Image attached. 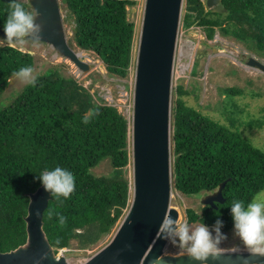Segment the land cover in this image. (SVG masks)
<instances>
[{
	"label": "trees",
	"instance_id": "1",
	"mask_svg": "<svg viewBox=\"0 0 264 264\" xmlns=\"http://www.w3.org/2000/svg\"><path fill=\"white\" fill-rule=\"evenodd\" d=\"M62 2L72 18L75 45L94 52L111 76L127 77L135 45V23L129 19L128 7L136 0ZM8 3L0 0L1 28ZM222 4L225 10L216 11L207 9L202 0H186L184 28L199 25L209 39L219 30L224 37L252 45L264 57V0H222ZM34 64L29 51L0 45V95L14 71ZM37 77L35 87L26 85L0 108V251L26 242L29 195L41 186L35 177L56 166L74 174L76 190L63 203L51 198L44 212V230L56 253L69 250L74 240L80 249L92 248L114 231L130 205L131 181L125 173L131 161L130 123L116 106L103 103L102 98L98 102L88 87L56 68ZM176 92L174 186L186 196H198L226 182L223 203L204 205L200 212L188 208L186 213L190 223L212 226L222 219L221 230L229 231L232 201L247 203L264 191V149L235 127L242 122L234 102L239 89L226 88L230 125L188 105L183 85ZM263 122L251 119L248 124ZM104 160H110L112 171L96 175L93 169ZM49 210L64 215L66 223L60 225L55 216L50 219Z\"/></svg>",
	"mask_w": 264,
	"mask_h": 264
},
{
	"label": "water",
	"instance_id": "2",
	"mask_svg": "<svg viewBox=\"0 0 264 264\" xmlns=\"http://www.w3.org/2000/svg\"><path fill=\"white\" fill-rule=\"evenodd\" d=\"M185 3L186 0H145L129 124L133 162L130 205L111 240L82 264H199L180 252L167 251V241L158 238L163 217L170 214L179 221L181 215L171 205L175 187L172 98ZM206 6L225 10L222 0H207ZM30 8L40 13L36 20L41 26L37 42L51 45L78 69L90 72L92 65L69 43L60 0H31ZM4 36L0 27V38ZM247 65L264 73L262 60L250 57ZM225 185L223 182L216 191L204 195L203 204L217 207L216 202L223 203ZM29 197L27 240L13 250L0 251V264H69L64 255L56 253L44 230V212L52 196L41 185ZM184 218L182 212L181 222ZM206 264H264V255L221 250Z\"/></svg>",
	"mask_w": 264,
	"mask_h": 264
},
{
	"label": "rangeland",
	"instance_id": "3",
	"mask_svg": "<svg viewBox=\"0 0 264 264\" xmlns=\"http://www.w3.org/2000/svg\"><path fill=\"white\" fill-rule=\"evenodd\" d=\"M202 1L206 6L207 0ZM60 6L69 43H72L76 51L83 53L84 60L91 62L92 70L90 72L84 73L74 63L63 58L51 45L45 42H30L22 46L15 45V47L32 52L35 58L33 67L35 75L38 76L51 68H56L60 70L62 75L76 78L81 84L90 89L98 102H102L101 98L103 103L110 104V102H113V105L126 116L131 124L133 117V82L135 80L145 0H136V4L128 7L129 19L135 23V45L133 64L129 75L125 78L111 76L104 62L94 52L82 50L75 45L73 42L72 18L62 0H60ZM185 6L186 3L183 16L185 14ZM182 39L183 41L180 43L177 55V71L182 74L180 71L182 64L190 66L191 71L189 70L186 75L175 78L172 98L173 109L178 98L177 87L183 85L187 90V93L183 95V99L188 105L195 107L205 115L230 125L231 121L226 111L230 107L226 88L239 89V94L234 96V102L239 112L238 118L242 122L237 121L235 127H238L243 136L250 139L256 146L264 149V122L262 125L255 126L248 124L251 119L264 121V73L247 65L250 57L262 61H264V57L256 53L252 45L248 44L247 46L249 47H247L245 43L232 37H224L219 30L216 31L214 38L209 39L206 31L195 24L188 29L184 28ZM189 41H193V43ZM189 44H192L193 50H190ZM181 47L185 50L183 51V57L180 55ZM10 81L8 87L0 95V108L8 106L26 86L16 78H12ZM129 142L131 150V135L129 136ZM111 171L110 160H104L93 169L96 175L109 174ZM125 173L131 181L133 178L132 153L131 161L125 168ZM205 194L186 196L173 187L171 205L178 208L181 212L179 222L182 221V212L185 216L183 221L188 220L186 213L188 208L196 209L198 212L201 211L204 206L202 197ZM255 199H264V191L258 194ZM192 224L193 226H198L201 223ZM209 228L211 229V226ZM114 231L92 248L80 249L78 242L74 240L69 250L60 251L59 254L64 255L69 264H81V262H85L86 259L105 246L111 240ZM222 232L227 235V239L220 245L221 250H232L234 246H239V250L250 251L238 238L233 237L232 229ZM167 251L180 252L172 246H168Z\"/></svg>",
	"mask_w": 264,
	"mask_h": 264
},
{
	"label": "clouds",
	"instance_id": "4",
	"mask_svg": "<svg viewBox=\"0 0 264 264\" xmlns=\"http://www.w3.org/2000/svg\"><path fill=\"white\" fill-rule=\"evenodd\" d=\"M8 5L9 11L3 23L5 36L0 38V45L22 46L39 41L41 26L36 20L40 13L35 8L28 10L31 0H10ZM12 76L31 87H35L38 82L31 66L21 67L14 71ZM35 179L39 180L45 191L59 203L70 199L76 190L74 174L60 166L42 171ZM229 209L233 237L238 238L251 253L264 255V199H254L247 203L233 200ZM48 216L50 219L55 216L60 225L65 224L67 220L55 210H49ZM223 227L224 222L219 218L210 229L205 223L193 226L188 220L179 222L168 214L159 225L158 238L167 241L168 246L177 248L181 255H187L190 260L206 264L209 257L216 258L217 253L221 251L220 245L227 239V235L221 231ZM232 250L239 251V246H234Z\"/></svg>",
	"mask_w": 264,
	"mask_h": 264
},
{
	"label": "built area",
	"instance_id": "5",
	"mask_svg": "<svg viewBox=\"0 0 264 264\" xmlns=\"http://www.w3.org/2000/svg\"><path fill=\"white\" fill-rule=\"evenodd\" d=\"M183 35H184V26H182L181 27V37H180V39H179V43H178V48H177V55H178V51H179V46H180V43L183 41V39H182V37H183ZM190 42V41H189ZM190 43H193V41H191ZM190 46V50H193V46H192V44H190L189 45ZM180 51H181V49H180ZM189 53H190V55H191V52L189 51ZM177 55H176V62H175V69H174V81H175V78L176 77H178V76H183V75H186L188 72H189V70L191 71V69H190V66L188 67V66H185V65H181V72H182V74H179V72L177 71V60H178V57H177ZM181 55V54H180ZM183 66L185 67L184 69H183ZM110 104H112L113 105V102H110ZM86 260H88V259H86ZM85 260V261H86ZM82 263H84V262H81V264Z\"/></svg>",
	"mask_w": 264,
	"mask_h": 264
},
{
	"label": "bare ground",
	"instance_id": "6",
	"mask_svg": "<svg viewBox=\"0 0 264 264\" xmlns=\"http://www.w3.org/2000/svg\"><path fill=\"white\" fill-rule=\"evenodd\" d=\"M190 45V44H189ZM183 51H185L184 50V48L183 47H181V57H183L184 56V54H183ZM188 53V52H187ZM188 55V54H187ZM192 56V55H191ZM189 59V58H188ZM89 60V59H88ZM91 63V62H90ZM187 63V62H186ZM185 64V63H184ZM185 67L183 66V69H184ZM175 194V193H174Z\"/></svg>",
	"mask_w": 264,
	"mask_h": 264
},
{
	"label": "flooded vegetation",
	"instance_id": "7",
	"mask_svg": "<svg viewBox=\"0 0 264 264\" xmlns=\"http://www.w3.org/2000/svg\"><path fill=\"white\" fill-rule=\"evenodd\" d=\"M206 195V194H205Z\"/></svg>",
	"mask_w": 264,
	"mask_h": 264
}]
</instances>
